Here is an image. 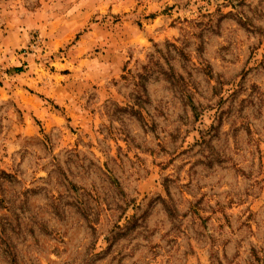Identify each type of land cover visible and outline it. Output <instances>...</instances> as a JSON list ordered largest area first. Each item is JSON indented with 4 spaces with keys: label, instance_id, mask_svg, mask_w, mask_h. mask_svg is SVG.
Wrapping results in <instances>:
<instances>
[{
    "label": "rangeland",
    "instance_id": "374dc122",
    "mask_svg": "<svg viewBox=\"0 0 264 264\" xmlns=\"http://www.w3.org/2000/svg\"><path fill=\"white\" fill-rule=\"evenodd\" d=\"M0 264H264V0H0Z\"/></svg>",
    "mask_w": 264,
    "mask_h": 264
}]
</instances>
